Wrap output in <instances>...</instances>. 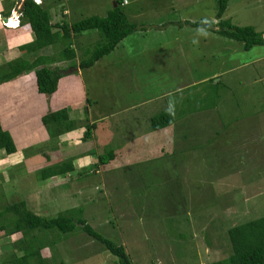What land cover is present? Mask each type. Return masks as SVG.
I'll list each match as a JSON object with an SVG mask.
<instances>
[{"label": "rangeland", "instance_id": "obj_1", "mask_svg": "<svg viewBox=\"0 0 264 264\" xmlns=\"http://www.w3.org/2000/svg\"><path fill=\"white\" fill-rule=\"evenodd\" d=\"M133 1L136 9H144L145 23L151 17L156 25L157 15L166 16L163 23L175 22L176 27L168 26L162 34L134 33L111 53L112 59L87 68L93 112L107 116L97 124L103 145L92 147L97 152H86L97 161L96 167L46 181L37 178V171L27 174L23 182L4 186L0 211L22 200L48 218L82 208L88 223L124 245L134 264L224 259L232 253L228 230L264 215V59L260 66L254 64L256 57L264 56V45L246 49L241 41L185 23V18L217 22L218 0H176L172 6L168 0ZM113 4L76 0L79 9L73 20L106 16ZM223 20L263 32L264 0H228ZM103 40V34L93 30L84 40L86 50ZM55 46L52 64L62 72L66 66L59 64L60 51L65 44ZM224 71L227 74L214 77ZM219 78L220 98L215 103ZM142 97L151 100L147 106L122 112ZM167 110L178 120L153 130L150 118ZM77 144L67 157L75 159L88 149ZM110 151L116 154L114 162L100 168L94 155ZM9 164L4 161L0 168ZM4 222L0 218V225ZM36 233L44 237L47 247L42 254L48 264H118L101 242L81 230ZM20 238L19 232L0 231V264Z\"/></svg>", "mask_w": 264, "mask_h": 264}, {"label": "trees", "instance_id": "obj_2", "mask_svg": "<svg viewBox=\"0 0 264 264\" xmlns=\"http://www.w3.org/2000/svg\"><path fill=\"white\" fill-rule=\"evenodd\" d=\"M122 1L116 0L117 6L113 7L106 16L94 15L76 21L71 25H56L51 23L49 10L43 6V3L37 4L33 0H24L23 20L30 24L35 38L21 49L36 52L48 46H55L59 43L60 33H62L64 38L62 43L65 44V47L60 53L63 59H72L75 56V50L71 47L72 35L76 36L87 30H98L103 34V42L91 52L92 56L90 58L80 63L81 68L90 67L103 56L113 51L124 38L134 33L139 27L128 18L122 7ZM11 2L14 3V1ZM227 5L228 0H218L217 22L193 23L186 21L185 23L193 26L204 25L210 27L211 30L218 34L241 41L246 49H251L255 45H264V31L259 32L253 26H236L228 20H223ZM55 60V55H40L33 62L26 65L21 64V58L11 61V70L0 77V83L12 80L24 72L34 71L39 92L51 95L57 90L58 81L63 75L58 67L50 66ZM221 82V80L215 81L216 88L213 91L216 96L214 99L215 103L220 98L219 86ZM198 109L200 111L202 108H191V110L195 111ZM68 120L67 111L64 109L48 111L41 118L42 123L48 129H53L54 126L59 135L72 129L74 123L68 126L66 124ZM176 120H178V115L167 110L152 116L150 121L152 129L160 131L174 125ZM95 127L96 124L86 125L84 139H89L92 136V131ZM2 149L7 154H12L17 151V146L11 133L3 128L0 121V150ZM115 158V152L110 151L108 154L98 157L97 165L108 164ZM75 169L71 159L64 160L60 163H52L40 168L37 171V178L46 180L58 175L65 177L68 173L75 171ZM82 213V208H71L57 217L48 218L31 210L24 200L5 206L0 211V217L5 220L0 225V230H3L6 234L22 233L21 238L16 242V248L5 259V264H48L42 254V250L47 247L43 242L44 237L36 232L57 231L59 234H70L77 230H81L94 240L101 242L112 255L117 257L118 264H134L124 245H119L100 234L88 223ZM228 234L232 245L230 256L205 264H264V215L231 227L228 230Z\"/></svg>", "mask_w": 264, "mask_h": 264}, {"label": "crops", "instance_id": "obj_3", "mask_svg": "<svg viewBox=\"0 0 264 264\" xmlns=\"http://www.w3.org/2000/svg\"><path fill=\"white\" fill-rule=\"evenodd\" d=\"M11 1H14L15 3V0H0V13L5 16L10 15L14 6V3ZM18 1L20 2L21 0ZM125 1L126 0L122 1L124 11L127 13L128 18L133 20L132 22L137 20V23H135L139 26L134 33L141 35L144 33V30H148V33L146 34L148 35L155 30L154 32L159 31V33L162 34L169 28L168 26H170V28L176 27V25H174L175 22L163 23L166 16L159 19L157 15L155 21H158L159 24L157 23L155 25L152 22L153 20L151 17H147L145 20L149 23H145L143 17L145 14L143 11L144 9L141 7L136 9V6H132L134 3L133 0H127V3H125ZM174 1L176 0H168L170 6H172ZM43 6L49 10L51 23L53 24L71 25L77 21L73 20V14L79 9V7L76 6V0H43ZM116 6L117 3L116 0H114L113 7ZM168 15H170V10H168ZM186 21L193 23L200 22L199 20H191L189 18H185V22ZM145 26L148 27L146 28ZM194 27H197L198 31L204 32L208 29V32H211V28L204 25ZM177 29L180 30V28ZM92 31L93 30H87L76 36L72 35L71 47L75 50V56L72 59H66L67 61H65L63 57L61 58L63 61L59 64L63 63L64 67H66L62 68L61 73L63 75L60 77L58 88L53 94L46 95L39 92L37 77L34 71L29 73L24 72L12 80L0 83V121L3 128L11 133L17 146V151L12 154H7L3 149L0 150L2 154L1 160H3L0 164L3 165L4 161L8 164L10 163V166L0 168V196L2 195L1 193H4L5 191L3 190L4 186L6 189V185L9 186L11 183H19L18 181L23 182L27 174L34 173L48 164L60 163L66 158H70L76 168L73 172H79L81 168H92L97 162L96 160L93 161L92 157L87 155L86 152L90 149L97 152V150L92 147L103 145L98 140L97 131L100 130L98 129L97 124L99 121L104 122L106 119L105 117L107 116L101 115V117H99V115L93 112L94 108L90 101H93V99L85 76L87 68L91 67L81 68L80 65L83 60L88 58L86 54L90 56L91 52L96 48L87 51L84 43V40L88 39ZM60 34L58 44H61L64 41L62 33ZM86 35L87 37H85ZM161 36L162 35H160V37ZM34 38L35 35L30 24L24 21L23 18L21 20V25L18 28L5 27L0 21V77L10 72L11 61L21 58V64L26 65L33 62L42 54L45 56H52L54 54L56 46H48L36 52H29L21 49L24 45L31 43ZM126 38H124L113 51L103 56L95 64L100 63L106 57L111 58V53L115 52L117 47L123 41H126ZM51 48H53V50ZM77 48L80 49V52H78ZM262 59H264V56L256 57L254 59V64L260 66L259 63ZM50 66L55 67L56 65L50 64ZM225 74H227V71H224L223 73L216 72L214 73V77L223 76ZM210 77L211 75L207 76L208 79ZM207 78H203V80L205 81ZM220 78L217 81H219ZM262 86L264 87V85ZM254 93H256L255 90ZM150 101L151 100L142 97V100L138 103L127 105V108L125 107L124 109L125 111L122 112L147 106ZM29 109L31 112H29ZM61 109L67 111L69 120L66 124L69 126L74 123V125L72 129L59 135L54 126L52 131H50L42 123L41 118L48 111H58ZM27 124L28 127L30 125V128L26 127ZM88 124H96V127L93 128L92 136L89 139H84V131ZM77 135L80 137H77ZM78 141L86 144L85 146L88 147V149H84L83 152H80L79 156L75 159L72 156L67 157L68 152L75 149V144H77ZM48 144H51V146L44 151L43 147ZM94 156L97 159V156L99 157L100 155L99 153H96ZM114 160L115 159L111 162H114ZM103 167L100 166V168ZM63 177L64 176L58 175L49 179H62Z\"/></svg>", "mask_w": 264, "mask_h": 264}, {"label": "built area", "instance_id": "obj_4", "mask_svg": "<svg viewBox=\"0 0 264 264\" xmlns=\"http://www.w3.org/2000/svg\"><path fill=\"white\" fill-rule=\"evenodd\" d=\"M23 1L24 0H21L19 2L18 0H15L14 6L9 16H5L2 13H0V21L3 26L8 28H16L18 25L21 24V20L23 17ZM33 1L37 4H42L43 2V0H33ZM125 3H127V0L125 1Z\"/></svg>", "mask_w": 264, "mask_h": 264}, {"label": "clouds", "instance_id": "obj_5", "mask_svg": "<svg viewBox=\"0 0 264 264\" xmlns=\"http://www.w3.org/2000/svg\"><path fill=\"white\" fill-rule=\"evenodd\" d=\"M43 3V2H42ZM23 18V17H22ZM21 25V24H20ZM20 25H18V26H20ZM18 26L16 27V28H18Z\"/></svg>", "mask_w": 264, "mask_h": 264}]
</instances>
